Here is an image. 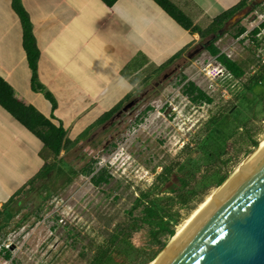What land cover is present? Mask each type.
Returning <instances> with one entry per match:
<instances>
[{
	"label": "rangeland",
	"instance_id": "rangeland-1",
	"mask_svg": "<svg viewBox=\"0 0 264 264\" xmlns=\"http://www.w3.org/2000/svg\"><path fill=\"white\" fill-rule=\"evenodd\" d=\"M249 5L250 2L247 6ZM262 21L264 3L254 11L251 9L240 21L246 28L244 34L234 37L232 31L226 32L215 41V46L220 51L244 66L245 74L240 79L232 78L212 55L203 50L184 66L180 74L165 82L158 91L147 98L145 104L150 105L151 109L135 123H132L133 120L130 123L126 121V131L109 150L100 151V146L96 145L87 147L86 151L77 149L85 143L83 141L85 135H80L81 137L78 135L75 138L80 137L77 145L69 152L61 151L60 156L74 167L93 159L94 172L100 168L107 170L111 175L109 182L95 186L90 181L92 174H78L64 186H60L62 181L56 180L55 177H51L49 181L44 176L38 178L31 188L27 187V191L15 196L12 202L11 211L17 215L5 229V235L0 234V264H86L88 254L81 256L82 249L87 247L91 240L98 242L102 231L116 230L119 223L124 221V211L131 207L138 190L147 188L155 181L164 166L182 161L189 150L201 143L208 117L218 113L226 114L232 111L239 101L243 103L244 83L264 65V28L256 35L259 38L256 47L251 36L246 34ZM204 40L205 37H198L188 50ZM217 69L223 72L216 75ZM160 75L155 74L146 80L147 84L150 85ZM144 76H147V73ZM140 77L142 75L135 76L138 84L135 92L132 91L134 94L147 85L139 81ZM187 81H192L200 87L212 98V102L209 104L191 102L182 93L181 88ZM129 95L131 96V93ZM247 97L251 99L252 95L247 93ZM126 100L127 97L122 102L126 103L128 101ZM252 106H245L246 110L243 111V116L249 115L247 123L250 130L249 139L244 135L240 137L241 130H238L239 134L228 142L226 153L222 157L226 161L223 167L228 172L227 177L234 174L237 167L264 139V114L261 119L253 118V115H261L259 111L264 110V101ZM168 108L167 113H164ZM99 125L92 126L91 130L87 128V134ZM33 141L32 143L40 149L39 156L35 163L30 158L32 162L28 165H31L30 169L37 166L38 172L43 164L40 157L43 145L38 139ZM252 141H256L257 145L253 146ZM24 183L22 182L18 190ZM45 184L48 187L54 186L55 192L39 205L40 198L36 194H45L41 188ZM216 188L208 190L196 204L181 212V220L176 230ZM13 195L15 194L10 197ZM15 221H23L22 226L19 228L15 226ZM133 239L139 241L138 232L133 233ZM3 246L10 250V259L3 256L1 251ZM163 249L164 247L158 254Z\"/></svg>",
	"mask_w": 264,
	"mask_h": 264
},
{
	"label": "crops",
	"instance_id": "crops-1",
	"mask_svg": "<svg viewBox=\"0 0 264 264\" xmlns=\"http://www.w3.org/2000/svg\"><path fill=\"white\" fill-rule=\"evenodd\" d=\"M170 1L193 24L205 28L239 0ZM21 4L39 49L37 78L42 89L32 86L12 0H0V76L18 100L61 124L70 140L132 93L138 84L135 76L142 75V81L145 73L148 76L176 53L186 52L199 37L153 0H116L111 6L101 0ZM44 91L55 100L54 108ZM32 139L38 138L0 107V206L37 173V166L28 165L40 150Z\"/></svg>",
	"mask_w": 264,
	"mask_h": 264
},
{
	"label": "trees",
	"instance_id": "trees-1",
	"mask_svg": "<svg viewBox=\"0 0 264 264\" xmlns=\"http://www.w3.org/2000/svg\"><path fill=\"white\" fill-rule=\"evenodd\" d=\"M101 1L107 6H111L116 0ZM153 1L191 34L196 33L200 38H206L210 34L216 33L229 17L246 7L252 0H239L234 6L214 17L205 28L193 24L192 20L170 0ZM263 3L253 6L252 11ZM12 7L21 22L22 46L31 70L32 86L36 90L42 89L37 80L39 49L33 34L32 23L21 0H12ZM262 28H264V21L246 34V36H251L254 47L258 45L259 38L256 35ZM231 31L234 37H239L246 32V28L239 21L227 32ZM222 35H217L205 50L224 67L232 78L240 79L245 74L244 66L229 59L215 46V41ZM183 52L176 53L157 67L153 73L142 80L143 83L146 84L148 82L146 80L174 63L182 56ZM181 88L182 93L193 103L209 104L212 102V98L192 81L185 82ZM247 93L252 95L251 99L247 97ZM45 94L51 100L54 108L55 100L50 93L46 92ZM242 98L243 103L239 101L232 111L209 116L205 122V134L201 143L189 150L182 161L164 166L162 171L157 174L155 181L147 188L138 190L131 207L124 211V221L119 223L116 230L102 231L98 242L91 240L89 245L82 249L81 256L88 254L86 264H149L156 257L161 248L174 235L176 226L181 220V212L191 208L208 190L218 187L227 177L228 172L223 167L226 161L222 157L226 153L228 142L239 134L238 130H241L240 137L244 135L249 139L250 130L247 127L249 115L243 116V111L246 110L245 106L253 107V104H261L264 101V65L248 77L243 85ZM121 103L105 112L91 125L89 130L92 126L101 124L109 118ZM0 107L38 138L43 145L40 152L43 164L39 171L17 190L13 197L0 206V234L5 235V229L17 215L16 212L11 211L15 196L27 191L28 186L31 188L38 178L42 176L47 178L54 170L58 174L64 173L66 163L60 156L61 151L69 152L77 145L83 134L87 135L88 129L79 138L68 139L66 130L61 124L56 125L33 106L25 105L18 100L14 96L11 86L1 76ZM262 110L259 111L261 115H253V118L261 119L260 117L264 114ZM252 143L253 146L257 145L256 141H252ZM88 162L90 161H87L80 171L71 170L72 173L64 184H69L78 174H92L90 181L95 186L108 183L111 178L110 173L102 168L94 172L92 164L95 161ZM37 210L40 211V209ZM21 222L23 221H15L14 224L16 223L15 226L19 228L22 226ZM134 232L139 233V241L133 239ZM1 251L6 259H10L11 253L8 247H1Z\"/></svg>",
	"mask_w": 264,
	"mask_h": 264
},
{
	"label": "water",
	"instance_id": "water-1",
	"mask_svg": "<svg viewBox=\"0 0 264 264\" xmlns=\"http://www.w3.org/2000/svg\"><path fill=\"white\" fill-rule=\"evenodd\" d=\"M263 2L252 0L249 6L229 17L216 33L188 50L176 61L173 76L169 80L176 77L184 63L201 53L217 35L225 34L244 19L253 6ZM139 98L127 102L110 120L121 116ZM136 116L137 113L130 121ZM109 142L106 141L100 151ZM157 264H264V145L245 161L209 201Z\"/></svg>",
	"mask_w": 264,
	"mask_h": 264
},
{
	"label": "flooded vegetation",
	"instance_id": "flooded-vegetation-1",
	"mask_svg": "<svg viewBox=\"0 0 264 264\" xmlns=\"http://www.w3.org/2000/svg\"><path fill=\"white\" fill-rule=\"evenodd\" d=\"M190 61L191 60H188L187 62L184 63V65L181 67V69H179L178 74H180V71H182L184 66ZM175 63L176 62L172 63L173 65L170 64L169 67L167 66V68L165 67V69L161 70L158 73V75L161 74L160 77L157 76L156 79L150 83V85H149V83L148 84L146 83L147 85L144 84L146 86L140 90H137L136 94H134L135 91L132 92L131 96L127 99L128 101L127 100L126 101L129 102L131 99L138 98L140 96L138 101L131 108L127 109L126 111H123L121 116L115 117L113 119V121H111L110 118L127 103V102L126 103L122 102L109 118H107L104 122H102L99 125V127H97L94 131H92V132L90 131L89 134H87L85 136L86 138L84 137L83 141H85V143H82L81 147H77V149L81 148V150L86 151L87 147H89V146H93V145L95 146L96 145L98 147L99 146L101 147L106 141H110V142L105 146L103 151H107L111 147H113L114 144L116 143L117 139L120 138V136L122 135V133L124 131H126L125 122L126 121L129 122L130 119L133 117V115L135 113H137V116L134 119H132L133 122H132V120L130 121L132 123H135V121L139 120L145 113H147L151 109L150 105L145 104L147 101V98L149 96H151V94L158 91L160 89V87H162L165 82L169 81V79L173 76L172 71L175 67ZM144 105H146L145 108L141 109L142 106H144ZM169 108H168V110H169ZM169 114H170V112H169ZM75 151H73V152H75ZM83 159H85V156H83ZM63 161H64V163H66L64 166L65 172L58 174L54 170V171H52L51 175L46 178L47 181H49V179L51 177H55L56 180L60 179L62 181L60 186L61 185L64 186L65 181L68 179L69 175H71V173H72L71 170L80 171L81 167L86 165L85 163L87 162V161H84L83 165H81L79 167H74L70 162L66 161L65 158H63ZM91 161H93V159ZM91 161L88 163H91ZM41 188L45 191V194L44 195H41L38 193L36 194L40 198V203H38L39 205H42V203L45 202L48 199V197H50L55 192L54 186L48 187L45 184V185H42Z\"/></svg>",
	"mask_w": 264,
	"mask_h": 264
},
{
	"label": "bare ground",
	"instance_id": "bare-ground-1",
	"mask_svg": "<svg viewBox=\"0 0 264 264\" xmlns=\"http://www.w3.org/2000/svg\"><path fill=\"white\" fill-rule=\"evenodd\" d=\"M264 145V139H262L260 141V144L258 145V147L255 149V151L245 160L247 161L256 151H258L262 146ZM245 161H243L235 170L234 174L236 173V171L245 163ZM232 174L231 176H229L226 181L218 188L215 189V191H213V193L211 195H209L205 201H203L199 207L197 209H195L191 216L184 221V223L178 227V229L176 230L175 234L173 235V237H171V240L169 242V244L159 253L157 254V256L149 263V264H157L158 261L162 258V256L165 254V252L169 249V247L173 244V242L179 237V235L186 229V227L193 221V219L201 212V210L209 203V201L218 193V191L227 183V181L234 175Z\"/></svg>",
	"mask_w": 264,
	"mask_h": 264
},
{
	"label": "built area",
	"instance_id": "built-area-1",
	"mask_svg": "<svg viewBox=\"0 0 264 264\" xmlns=\"http://www.w3.org/2000/svg\"><path fill=\"white\" fill-rule=\"evenodd\" d=\"M221 53H223V52L221 51ZM226 56H227L229 59H231L229 55L226 54ZM231 60H232V59H231ZM215 72H216L215 74L217 75V74H221L223 71H222L221 69H217Z\"/></svg>",
	"mask_w": 264,
	"mask_h": 264
}]
</instances>
